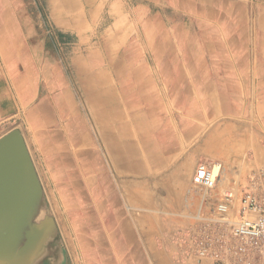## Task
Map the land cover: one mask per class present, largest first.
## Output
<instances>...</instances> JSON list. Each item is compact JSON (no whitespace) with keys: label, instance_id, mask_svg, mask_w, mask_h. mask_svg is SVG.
Segmentation results:
<instances>
[{"label":"rangeland","instance_id":"rangeland-1","mask_svg":"<svg viewBox=\"0 0 264 264\" xmlns=\"http://www.w3.org/2000/svg\"><path fill=\"white\" fill-rule=\"evenodd\" d=\"M100 1L0 0V88L10 97L1 105L0 135L21 132L52 218L60 159L42 153H98L100 175L108 174V153H155L161 113L174 119L163 139L178 153L193 146L205 153L209 135L226 153H241L245 131L264 133V0H189V7L164 0L147 13L137 11L141 0H121L126 21L119 24L108 13L111 0ZM33 88L35 101L21 106ZM219 163L226 184L216 183L215 199L227 189L238 194L255 174L241 173L232 158ZM239 179L233 190L230 181ZM200 201L190 178L180 206L162 209L169 246L177 247L175 233L198 213L209 212ZM54 224L50 263L60 264L63 241ZM175 257L179 264L189 258Z\"/></svg>","mask_w":264,"mask_h":264},{"label":"crops","instance_id":"crops-1","mask_svg":"<svg viewBox=\"0 0 264 264\" xmlns=\"http://www.w3.org/2000/svg\"><path fill=\"white\" fill-rule=\"evenodd\" d=\"M141 1L137 11L147 13L149 4L164 0ZM170 1L181 7L194 3L189 0ZM104 2L100 1V5ZM105 4H108L112 23L126 21V15L120 9L121 0ZM31 82L35 84L36 80ZM7 92L0 88V117L4 115L1 105L10 98ZM38 93L39 89L33 88L23 102L19 101L21 106L28 105V100L35 101ZM14 98L17 106L18 101ZM263 110L264 107L261 113ZM157 116V130L162 134L158 132L155 153H135L127 148L124 153H108L109 173L113 171V181L109 173L100 175L98 153H42L43 157L60 159L61 182L54 189L59 200L49 203L63 241V260L60 264H179L174 262L176 248L169 246L166 240L162 209L180 206L184 184L190 181L198 162L197 156L207 158L204 161L224 163L232 158L241 173H264V133L261 130L255 135L244 132L241 153H226L223 141L211 135L205 138V153H195V146L190 153H178L173 142L171 145L164 144L163 139L164 127L173 123L174 119L165 121L162 113ZM136 117H133L135 122ZM133 118L130 117L131 125L134 124ZM132 134L130 132V136ZM218 179V185L223 188L226 179ZM242 181L239 179L237 185L236 181H230L233 190L240 188ZM259 181L262 186L257 191L264 192V177ZM135 229L136 232H133ZM156 237L158 245L154 243ZM141 240L144 242L141 243ZM185 264H211V261H197L189 257Z\"/></svg>","mask_w":264,"mask_h":264},{"label":"built area","instance_id":"built-area-1","mask_svg":"<svg viewBox=\"0 0 264 264\" xmlns=\"http://www.w3.org/2000/svg\"><path fill=\"white\" fill-rule=\"evenodd\" d=\"M220 172L217 161L196 163L192 190L201 193L199 204L209 212L198 213L194 223L175 233L176 255L211 264H264V192L257 191L264 173L253 174L238 194L227 189L215 199Z\"/></svg>","mask_w":264,"mask_h":264},{"label":"water","instance_id":"water-1","mask_svg":"<svg viewBox=\"0 0 264 264\" xmlns=\"http://www.w3.org/2000/svg\"><path fill=\"white\" fill-rule=\"evenodd\" d=\"M56 236L18 129L0 136V264H49Z\"/></svg>","mask_w":264,"mask_h":264},{"label":"bare ground","instance_id":"bare-ground-1","mask_svg":"<svg viewBox=\"0 0 264 264\" xmlns=\"http://www.w3.org/2000/svg\"><path fill=\"white\" fill-rule=\"evenodd\" d=\"M13 16H14V15H13ZM66 24L69 25L68 22H66ZM3 47H4V46H3ZM11 47H12V46H11ZM3 52H4V49H3ZM1 55H2V54H1ZM1 57H2V56H1ZM68 69H69V68H68ZM27 93H28V92H27ZM81 101H82V100H81ZM84 106H85V105H84ZM85 109H86V107H85ZM85 111H86V110H85ZM87 114H88V113H87ZM92 121H93V120H92ZM79 122H80V121H79ZM66 127H67V126H66ZM66 132H67V130H66ZM158 132H160V130H156V131H155V136H154L155 141H154V144H153L154 146H156V140H157V137H158V135H159ZM75 133H76V132H75ZM75 133H74V134H75ZM160 133H161V132H160ZM96 134H97V133H96ZM161 134H162V133H161ZM95 137H96V136H95ZM71 138H72V137H71ZM96 138H97V137H96ZM160 139H161V136H160ZM97 140H98V139H97ZM99 144H100V143H99ZM102 148H103V147H102ZM108 162H109V161H108ZM98 165H99V164H98ZM64 168H65V167H64ZM101 168H102V167H101ZM111 168H112V167H111ZM112 170H113V169H112ZM111 174H112V173H111ZM59 175H60V172H59ZM63 175H64V174H63ZM99 176H100V175H99ZM101 179H102V177H101ZM59 186H60V185H59ZM124 188H125V187H124ZM52 189H53V188H52ZM74 190H75V189H74ZM109 190H110V189H109ZM99 191H100V189H99ZM107 191H108V190H107ZM107 191H106V192H107ZM102 192H103V191H102ZM123 193H124V192H123ZM103 194H104V193H103ZM107 194H108V193H107ZM51 195H52V193H51ZM54 195H55V194H54ZM57 197H58V196H57ZM52 199H53V198H52ZM54 199H55V198H54ZM72 199H73V198H72ZM118 199H119V198H118ZM125 200H126V199H125ZM51 201H52V200H51ZM51 201H50V202H51ZM57 201H58V199H57ZM51 203H52V202H51ZM57 204H58V202H57ZM108 205H109V204H108ZM54 208H55V207H54ZM58 208H59V207H57L56 209H58ZM108 208H110V207H108ZM61 210H62V209H61ZM67 210H69V209L67 208ZM109 210H110V209H109ZM60 212H61V211H60ZM79 212H80V211H79ZM106 212H108V211H106ZM118 212H119V211H118ZM102 214H104V213H102ZM111 215H112V214H111ZM123 215H124V214H123ZM123 215H122V216H123ZM108 216L110 217V215H108ZM191 216H192V215H191ZM60 217H61V216H60ZM94 217H95V216H94ZM102 217H103V216H102ZM106 220H107V218H106ZM109 220H110V219H109ZM139 220H140V219H139ZM113 221H114V220H113ZM113 221H112V222H113ZM108 222H109V221H108ZM115 233H116V232H115ZM120 236H121V235H120ZM118 239H119V238H118ZM110 241H111V240H110ZM117 241H118V240H117ZM113 242H114V241H113ZM121 242H122V241H121ZM78 249H79V248H78ZM96 251H97V250H96ZM96 251H95V252H96ZM137 251H138V250H137ZM97 253H98V252H97ZM140 253H141V252H140ZM100 255L102 256V254H100ZM103 255H104V254H103ZM131 257H132V256H131ZM98 258H99V256H98ZM71 259H72V258H71ZM73 261H74V260H73ZM101 261H102V260H101ZM69 262H70V260H69ZM71 262H72V261H71ZM130 263H131V262H130ZM70 264H71V263H70ZM124 264H125V263H124Z\"/></svg>","mask_w":264,"mask_h":264}]
</instances>
